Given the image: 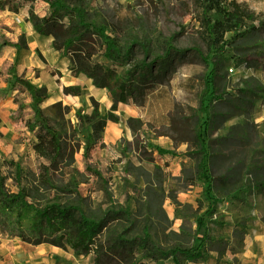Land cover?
Segmentation results:
<instances>
[{"label": "rangeland", "instance_id": "obj_1", "mask_svg": "<svg viewBox=\"0 0 264 264\" xmlns=\"http://www.w3.org/2000/svg\"><path fill=\"white\" fill-rule=\"evenodd\" d=\"M65 1L82 7L89 20L113 35L138 38L150 51L148 61L163 55L166 46L172 47L170 61L161 72V64L155 62L153 76L140 83L129 104H111L104 110L89 96L87 106L74 110L66 105L69 112L64 104L60 108L41 105L63 144L62 158L54 166H47L34 153L35 137L22 125L14 128L13 113L0 107V121L11 125L6 128L4 123L0 129L2 169L10 172L5 163L13 160L31 182L51 180L60 189H41L46 200H70L87 212L118 207L138 212V236L147 228L163 249L202 243L201 252L181 259V264H238L236 254L250 223L258 218L264 221V0H236L250 17L235 36L225 34L227 42L221 49L208 45L198 0ZM49 8L48 3L35 0L24 3L17 13L34 29L30 14L42 18ZM11 13L0 11V25H6L0 26V34L16 41L24 33L27 48L17 53L5 47L0 57L18 56L33 84L41 74L40 68L24 67L31 56L44 66L43 80L60 77V70L47 65L55 52L51 40L42 37L36 50L21 55L30 48L28 42L33 45L37 39L32 41L17 26L9 31L12 23L18 25L10 20ZM143 56L138 47L136 57ZM93 59L119 71L128 68L101 54ZM0 90L13 101L14 91H8L7 83L0 81ZM21 96L29 102L26 93ZM104 115L107 123L126 126L128 133L108 142L106 128L94 132L93 121ZM202 143L209 152L211 201L197 179ZM0 238L7 240L9 250H25L19 237L0 233ZM134 263L175 264L171 258L151 261L139 249Z\"/></svg>", "mask_w": 264, "mask_h": 264}, {"label": "trees", "instance_id": "obj_2", "mask_svg": "<svg viewBox=\"0 0 264 264\" xmlns=\"http://www.w3.org/2000/svg\"><path fill=\"white\" fill-rule=\"evenodd\" d=\"M35 0H0V11L8 9L17 13L24 3ZM49 4V12L42 18L30 14L34 29L43 35L52 36L67 52L71 75L84 74L97 88H105L112 99L113 107L119 103L129 104L138 95L140 83L151 78L152 67L160 63L158 72L164 71L170 61L172 47H165L163 55L147 59L150 51L143 48L138 38L119 37L89 20L82 7L66 3L65 0H40ZM202 10V25L205 37L211 48H223L227 40L225 34L236 32L244 27L243 21L250 17L244 6L236 0H198ZM216 13L219 17L213 18ZM67 19V20H65ZM6 28V25H0ZM17 26L12 23L8 28ZM11 47L17 53L27 48L26 36L21 33L16 41L4 33L0 34V56L2 49ZM138 47L143 58L136 57ZM101 54L107 60L120 65H128L119 71L115 66L93 59ZM18 56L13 60L4 59L0 64V81L8 84V91H14L13 102L17 110L10 116L14 128L23 126L36 142L34 153L46 160L47 166H54L63 155V144L58 132L53 130L46 108L41 107L48 98L44 86H36L26 77ZM158 74V73H157ZM64 93L73 96L82 94L79 86L64 87ZM6 91L0 90V100L5 99ZM22 93H26V103ZM61 102L52 104L60 108ZM66 112L69 107L64 106ZM79 116V113H77ZM107 115L99 116L92 123L94 132L104 130ZM117 121V118L115 119ZM197 179L203 182L205 198L212 200V183L208 172L209 152L200 146ZM10 172L0 165V233L21 240L31 239L34 245L49 243L63 249H70L77 255L91 256L94 264H137L134 263L138 249L151 261L171 258L175 264L181 259L195 257L201 252L202 243L195 247L173 246L163 249L151 239L147 228L138 236V212L131 213L124 207L98 208L84 211L70 200L44 199L41 189L59 190L51 180L38 179L36 183L27 179L18 162L5 163ZM9 180L11 184L9 185ZM26 181V183H23Z\"/></svg>", "mask_w": 264, "mask_h": 264}, {"label": "crops", "instance_id": "obj_3", "mask_svg": "<svg viewBox=\"0 0 264 264\" xmlns=\"http://www.w3.org/2000/svg\"><path fill=\"white\" fill-rule=\"evenodd\" d=\"M11 14H13V17H9L10 20L18 22L17 27L20 28L22 32L27 33L28 38L30 35L32 41L37 39L36 43H33V45H30L28 42L30 48L22 51L21 55L23 52H27L31 49L33 51L36 50V46L39 45V40L42 37L47 38L48 41L51 40V49L58 53V56H56L54 52L51 58L48 57L47 65L60 70L61 76L52 75V77H48V81L43 80L42 73L44 66L40 63L38 58L31 56L29 62H25L24 64V67L27 69L40 68L39 72L41 75H38L39 77L33 75L32 77L38 80L34 83L35 85L39 87L44 86L48 90V98L42 103L43 106L61 102L64 105L71 106V108L75 110L79 107L87 106L89 104V96H94V98L100 102L104 110L107 109L109 105L113 104L105 88L95 87L92 84V80L84 74H78L77 76L71 75L69 59L60 43L52 36L36 33L32 24L25 21L20 13L12 12ZM2 22L6 23V20ZM2 60L4 59L0 57V63ZM30 73H32L31 70L27 72L28 75ZM70 85L80 86L81 89H83V93L78 96L64 93V87ZM10 104L16 107L12 108ZM0 107H6L9 113L12 114L17 110L18 106L14 104L12 99L8 96L4 100H0ZM4 123L7 125L6 128L11 127L9 121L4 122L1 119L0 129L5 128V126H3ZM105 128L107 130L106 140L108 142L116 140L122 132H124V134L128 133L126 126L121 128V125L115 123H107ZM250 225L251 230L244 236L242 240L243 246L236 254L239 258L238 264H264V221L258 218L253 220ZM5 241L7 240L0 238V264H94L91 256L77 255L70 249L63 250L49 243L34 245L31 239H25V250L18 252L17 250H9Z\"/></svg>", "mask_w": 264, "mask_h": 264}, {"label": "bare ground", "instance_id": "obj_4", "mask_svg": "<svg viewBox=\"0 0 264 264\" xmlns=\"http://www.w3.org/2000/svg\"><path fill=\"white\" fill-rule=\"evenodd\" d=\"M10 105H11V104H10ZM11 107H12V108H15L16 106H15V105H14V106L11 105Z\"/></svg>", "mask_w": 264, "mask_h": 264}, {"label": "built area", "instance_id": "obj_5", "mask_svg": "<svg viewBox=\"0 0 264 264\" xmlns=\"http://www.w3.org/2000/svg\"><path fill=\"white\" fill-rule=\"evenodd\" d=\"M230 70H232V69H230Z\"/></svg>", "mask_w": 264, "mask_h": 264}]
</instances>
